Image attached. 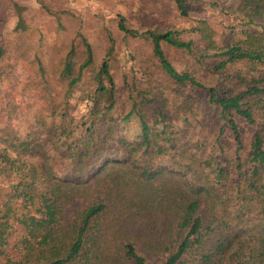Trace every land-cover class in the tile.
<instances>
[{"label":"trees","instance_id":"trees-1","mask_svg":"<svg viewBox=\"0 0 264 264\" xmlns=\"http://www.w3.org/2000/svg\"><path fill=\"white\" fill-rule=\"evenodd\" d=\"M172 2L179 16L191 19L189 27L145 28L117 14L115 32L150 44L148 52L128 53L131 77L118 73L117 38L105 26L98 60L82 32L68 42L51 77L33 57L31 85L48 93L56 82L59 91L26 126L15 100L1 90L0 247L20 226L25 264H153L129 239L116 253L106 250L101 220L113 192L125 195L124 221L141 204L153 208L120 189L138 184L130 173L152 181L166 170L179 175L185 191L179 201L159 196L156 208L169 221L149 246L156 264H264V0ZM168 47L188 55L195 68L177 70ZM4 56L0 42V84L15 79L18 63L15 55L14 64H2ZM232 66L233 75L219 81ZM79 98L86 107L78 117L70 103ZM240 122L253 128L247 148ZM210 126L217 150L201 161ZM167 157L175 167L161 165ZM125 164L130 180L116 183L112 169ZM111 174L113 183H103ZM63 183L93 198L67 220ZM206 198L220 215L204 222Z\"/></svg>","mask_w":264,"mask_h":264},{"label":"rangeland","instance_id":"rangeland-1","mask_svg":"<svg viewBox=\"0 0 264 264\" xmlns=\"http://www.w3.org/2000/svg\"><path fill=\"white\" fill-rule=\"evenodd\" d=\"M118 13L126 16L131 24L145 28L151 26L189 27L191 23V19L178 15L172 0H0V42L5 50L2 64H14L15 55L18 57V63L12 66L15 68L14 72L12 71L15 79L13 78L12 82L2 81L0 92L3 90L9 98L15 100L19 111L23 113L22 121L25 122V126L48 106L49 94L57 98V91H59V84L56 82L52 83L53 90L48 93L42 88H34L31 85L34 83L31 77L35 76L36 71L35 63H31L33 57L37 55L41 58L51 77L60 57L65 53L68 42L82 32L90 45L92 57L98 60L106 48L103 41V28L109 26L115 32V19ZM214 19L212 18L211 21ZM115 36L118 58L115 64L117 69H121L118 73L124 71L131 77L135 70L129 59L126 61L128 53L148 52L150 44L143 38L125 37L118 32H115ZM166 53L177 70L195 68L190 57L182 51L168 47ZM233 73L232 66L222 74H218L219 81ZM197 74L205 77L206 72L198 70ZM247 79L250 80L251 77ZM23 92L26 95H23ZM70 107L71 113L79 117L85 111L86 100L79 98L77 103L71 101ZM4 108L0 106V111L5 110ZM1 115L6 116V114ZM2 118L0 116L1 126L5 125ZM240 128L247 148L252 138L253 128L244 122H240ZM204 134L209 146L202 155L201 161H206L217 150L213 142L215 135H213L211 126L204 129ZM161 160L163 161L161 165H169V167L171 165L175 167L177 163L170 157ZM128 167L125 164L123 167L112 169L113 173L119 174V180L115 182L127 181L131 177L132 181L138 184H127L120 190L128 192L126 194L131 193V198L140 197L144 202H150L153 208H141L144 205L141 204L140 208L133 209L129 213L128 220L124 221L128 214L122 208L125 195L118 192L111 193V198H108L107 202L108 208L101 220V239L106 238V250L110 248L113 253L118 252L122 244L129 239L136 243L140 250L147 251L145 253L149 259L156 264L158 257L152 256L149 246L160 237L169 221L166 216L160 215L156 205L160 199L159 196L164 200L175 196L179 201L181 190L185 191L182 187V179L178 174L166 170L152 181H142L133 173H130V177L123 174L125 169H129ZM112 175L104 178L103 183L111 185ZM63 184L62 194L66 198L63 214L67 220L71 211H80L93 198L91 194L83 193L81 190L76 192L73 183ZM215 209L217 212L212 210L211 201L207 198L203 200L200 215L204 222L212 215L218 213L220 215L217 204ZM136 212L138 213L134 217ZM218 232L225 233L223 230H218ZM22 233V228L17 226L10 235L8 244L0 247V262L8 259L9 264H25L19 252L23 241ZM215 241L216 237L209 244ZM117 256L118 254L115 255Z\"/></svg>","mask_w":264,"mask_h":264}]
</instances>
